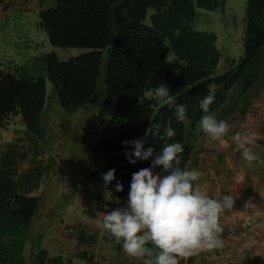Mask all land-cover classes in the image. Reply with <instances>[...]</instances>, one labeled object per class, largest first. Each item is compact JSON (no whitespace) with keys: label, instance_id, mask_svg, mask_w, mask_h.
<instances>
[{"label":"trees","instance_id":"1","mask_svg":"<svg viewBox=\"0 0 264 264\" xmlns=\"http://www.w3.org/2000/svg\"><path fill=\"white\" fill-rule=\"evenodd\" d=\"M225 2L57 0L55 6L40 9L36 26L47 34L51 46L85 51L65 60L54 51L44 52L0 68V128H7L12 116L19 115L28 135L44 142L43 117L53 97L72 112L92 102L99 87L104 92L98 110L102 129L89 151L111 154L112 158L85 177L96 191L107 190L113 200L123 201L132 174L149 167L155 158L129 163L124 152L131 148H124L125 140L144 138V149L153 147L155 153L164 143L181 142L184 152L179 166L191 170L195 143L202 133L199 102L207 91L216 95L210 111L217 120H226L248 113L264 89V0L246 1L243 55L238 60L227 57V67L221 72L217 69L221 53L215 45L216 34L193 26L197 8L215 10ZM149 9L153 12L147 23ZM47 80L52 87L49 101ZM160 83L170 87L176 103L186 105L183 121L176 119L167 100L157 103L152 98V90ZM153 123L172 127L176 135L164 140L153 136ZM113 168L116 180L123 184L121 192L115 191L116 180L104 185L102 175ZM16 174L13 161L0 163V264H27L26 248L34 264H65L60 256H51L42 248L45 233L33 235L41 196L22 192ZM96 198L101 201L100 209L103 199L100 195ZM74 236L79 245L97 240L96 234L83 226ZM147 246L156 251L153 245ZM193 257H188L186 264ZM152 259L144 257L145 263Z\"/></svg>","mask_w":264,"mask_h":264},{"label":"rangeland","instance_id":"2","mask_svg":"<svg viewBox=\"0 0 264 264\" xmlns=\"http://www.w3.org/2000/svg\"><path fill=\"white\" fill-rule=\"evenodd\" d=\"M5 1L0 0V9ZM246 1L226 0L223 7L215 10L196 9L197 15L193 24L194 28L207 32L212 31L217 36L215 45L221 53L217 66L218 72L226 69L227 57L238 60L243 55ZM152 12V9L147 11V23H149V16ZM32 17V26L30 25L22 30L24 28L16 26L18 19L9 15H0V51H5L13 46L16 52H24L26 46L37 45L42 53L55 49V53L60 59L68 58L65 51H68L69 48L51 46L47 34L36 26V15L33 14ZM71 51L78 55L85 49L71 48ZM51 89V83L47 80L48 101L51 96ZM100 96L101 99L99 100L98 97ZM92 98V102L86 103L72 112H67L59 104L57 98L53 97L54 101H52L48 113L43 117L46 138L39 145V151L35 156V164L40 167L41 176L40 179L34 178L31 180L35 183L33 184L35 188L33 192L41 196L38 216L34 220L33 235L41 232L45 233L42 248L49 255L60 254L59 256L65 264H83V261L77 257L80 254L82 256L86 255L85 257L91 256V254L96 256L95 258L92 256V261H85L86 263L105 264L103 257L106 254V249H104L105 244L103 242L79 245L74 234L83 226L87 232H97L100 235V232L104 229L102 226L103 214L118 207H124L128 197L123 201L113 200L109 191L98 192L85 179L92 169L103 166L112 158L111 154H93L89 151V146L94 143L102 129L103 121L98 118V110L104 98V92H101L98 87ZM256 99L253 103L256 102ZM252 106L250 111L253 110ZM255 113L259 117V121H257L253 130L257 132V134L255 133V136H257L253 138L255 143L250 145L252 150L253 147L259 145L264 147V144H262L264 143V108L261 110V108L255 107L253 114ZM240 121L242 128L246 126L241 134L246 135L247 132L245 131H248L250 126L248 124L244 125L242 120ZM6 130L15 131L25 136L26 127L21 122L20 116L14 115ZM249 134L251 135V132ZM205 136L206 134L202 132L198 139H205ZM258 140H261L262 143L257 142ZM31 151L32 149L29 148V152L33 156ZM257 157L264 164V153L258 154ZM204 162L210 164L211 160L204 159ZM225 163H227L226 160ZM228 163L223 165L222 172L227 173L226 171L229 170ZM26 164L30 165L28 161ZM47 165L48 168H46ZM247 169L251 171L254 178L255 173L252 172L254 170L252 168ZM97 195H100L103 199V206L100 209L101 201H97ZM108 203H112L114 206ZM90 212L94 213V216L89 215ZM263 245L262 248H264ZM25 257L27 264H34V258H29L28 248H26ZM116 262V260H110L108 264H116ZM262 264H264V255Z\"/></svg>","mask_w":264,"mask_h":264},{"label":"clouds","instance_id":"3","mask_svg":"<svg viewBox=\"0 0 264 264\" xmlns=\"http://www.w3.org/2000/svg\"><path fill=\"white\" fill-rule=\"evenodd\" d=\"M152 98L157 103L167 100L177 120L186 118V105L173 100L167 84H158L152 90ZM215 100V92L209 89L199 102L200 129L213 141L229 131L227 121L217 120L210 111ZM151 128V134L161 140L176 135L172 127L162 128L159 123H153ZM232 139L242 149L241 156L246 162L258 159L249 147L255 143L251 137L237 133ZM144 144V138L122 141L125 149L131 148L124 152L129 163L149 161L154 155L155 158L149 167L132 174L126 205L104 213L103 228L127 255L152 257L146 264H180L181 258L223 247L220 218L226 209L233 208L235 198L226 193L218 200L195 185L201 173L179 166L184 152L181 142L164 143L159 153L153 147L145 150ZM157 168L161 171L156 172ZM115 172L113 168L102 175L105 186L116 180ZM115 191H123L118 180ZM149 244L155 247V252Z\"/></svg>","mask_w":264,"mask_h":264},{"label":"crops","instance_id":"4","mask_svg":"<svg viewBox=\"0 0 264 264\" xmlns=\"http://www.w3.org/2000/svg\"><path fill=\"white\" fill-rule=\"evenodd\" d=\"M56 1L6 0L0 9V15H9L18 19L16 26H20L24 28L22 30H25L26 27L32 26L33 14L37 17L40 9L53 7L56 5ZM6 5L7 7L5 8ZM33 46L35 47L33 48ZM51 50L56 51L55 49ZM67 50L65 53L68 58L77 55L71 51V48ZM5 51H0V68L2 69L6 68L9 63H22L24 60L42 53L37 45L26 46L24 52H16L13 46ZM254 103L252 106L253 110H249L248 113L238 114L241 116L235 114L225 120L229 124V131L220 140L213 141L207 135L205 139H198L195 143L194 159L191 166V170L195 169L201 173L195 185L202 191L218 200L226 193H230L235 198L233 208L226 209L220 218L223 228L221 234L223 242L225 243L227 240V223L232 218L251 215L253 218L251 234L245 240H236L238 248L236 253L231 255L230 258L220 261V256H224V253L221 252V248H218L212 251H202L194 255L192 262L189 264H262L264 255V248H262L264 244V164L259 161V157L251 163L246 162L241 156L242 149L232 139L237 133L241 134L243 129L245 130L244 127L246 126L242 128L240 120H242L244 125L248 124L250 126L251 131L250 129L245 131L247 132V136L253 139L255 133L257 134L253 130L256 127L257 121H259V117L256 113V115L253 113L255 107L261 108V110L264 108V90ZM6 129L0 128V163L13 161L17 171L15 179L20 183L21 191L27 192L30 195H38L33 192L35 190L33 184L35 183L31 180L34 178L40 179L41 176V173H39L41 172L40 167L35 164V156L37 151H39V145L42 141L33 139L26 131L25 136H22L21 133L10 132ZM249 132H251V135ZM257 142H261V140ZM29 148L32 149L33 156H31ZM253 151L256 155L264 153V147L260 145L253 147ZM204 159H210L211 163L206 164ZM225 160L227 163L229 162L227 173L221 171L223 165L227 164H224ZM27 161L30 165L26 164ZM247 168L254 170L252 171L255 173L254 178L251 171H248L249 169ZM89 233L96 234L97 243L103 242L105 244L104 249H106V254L103 257L105 264L110 263V260H116V264H146L144 257H131L127 255L121 245L119 248H116L117 243L114 237L106 229H103L100 235L97 232ZM92 256L94 255L87 256L90 257V261H92ZM77 257L83 261V264H86L87 257L81 254ZM187 260L188 258H181L180 264H186Z\"/></svg>","mask_w":264,"mask_h":264},{"label":"built area","instance_id":"5","mask_svg":"<svg viewBox=\"0 0 264 264\" xmlns=\"http://www.w3.org/2000/svg\"><path fill=\"white\" fill-rule=\"evenodd\" d=\"M253 218L251 215H245L241 218H232L227 223V240L221 247L224 256H220V261L230 258L237 251L236 240L247 239L252 231Z\"/></svg>","mask_w":264,"mask_h":264}]
</instances>
